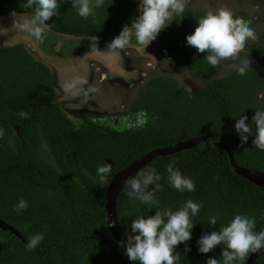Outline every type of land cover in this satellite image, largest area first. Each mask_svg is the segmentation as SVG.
<instances>
[{"label":"trees","instance_id":"trees-1","mask_svg":"<svg viewBox=\"0 0 264 264\" xmlns=\"http://www.w3.org/2000/svg\"><path fill=\"white\" fill-rule=\"evenodd\" d=\"M60 2L59 15L47 22L50 30L74 38L87 48L86 54L95 48H108L123 26H130L140 14L137 0H104L95 15L88 18L78 14L71 0ZM26 4L27 0H0V17L7 12L33 16L34 7ZM206 15L185 9L157 39L164 58L203 78L215 75L219 64H209L208 53L199 54L187 45L186 37L194 33L197 22ZM93 36L98 37L97 42L91 39ZM100 40L107 43L101 46ZM253 55L264 74V49H254ZM52 83L49 68L35 60L24 46L0 49V219L27 241L24 244L0 229V264H133L125 255L126 245L122 250L107 235L105 206L110 181L150 151L198 136L207 138L193 148L153 157L126 180L154 168L161 176V189L156 193L161 209L176 211L189 199L202 206L192 218L195 227L191 241L176 248L180 254L177 264H206L209 257L222 264V245L202 254L197 242L205 232L219 231L237 214L255 217V231L264 230V188L237 175L226 151L214 146L224 143L238 166L264 173V151L253 146V137L240 147L235 131V120L247 115L251 124L255 111H264V78L254 69L244 68L232 76L211 79L191 93L175 79L152 78L127 112L80 113L76 115L79 125L59 107ZM140 111L148 113L143 128L130 129L127 120L125 129L113 127L116 117L134 120ZM170 163L194 181L195 191L180 192L169 184ZM105 165L111 166V172L101 183L97 169ZM129 191L125 182L115 200L122 242L133 220L155 215L156 211L130 198ZM21 200L27 207L16 211ZM213 216L217 218L215 226L210 225ZM38 234H43V240L35 248L29 247ZM186 247L191 250L185 252ZM251 253L235 264H244ZM253 264H264V254Z\"/></svg>","mask_w":264,"mask_h":264},{"label":"clouds","instance_id":"clouds-1","mask_svg":"<svg viewBox=\"0 0 264 264\" xmlns=\"http://www.w3.org/2000/svg\"><path fill=\"white\" fill-rule=\"evenodd\" d=\"M103 2L104 0H71L72 6L83 18L94 16L95 9L101 7ZM187 3L188 0H138L137 12L140 14L132 19L130 26L128 24L123 26L120 34L108 45L109 50L137 47L139 51H146L160 33L171 25L169 21H174L175 16L184 13ZM26 7H34V15L25 20L23 27L31 36L39 40L43 33L50 29V24L47 22L59 15L61 2L60 0H27ZM250 38L255 39L250 22H246L243 18H234L231 11L221 8L215 13L208 12L200 19L194 33L188 35L186 40L187 45L195 48L199 54L208 53L206 59L215 67L221 61L235 58ZM91 39L98 41L96 36ZM19 115L25 116L24 113ZM125 119L128 121V128H143L148 123V113L140 111L135 114L134 120L130 117ZM248 119V116L244 115L235 120V131L239 134L240 147L248 144L249 137H253V146L264 151V111H255L251 124L248 123ZM2 135L3 131L0 130V136ZM110 172V165L100 166L97 169L101 183L106 182L107 174ZM167 173L169 184L176 190L195 191L194 181L184 176L174 163L167 166ZM160 180L161 176L152 168L147 171L142 170L126 181L131 188L128 192L130 198L156 209L155 215L141 216L133 220L130 233H126V240L121 242V247L126 245L125 255L133 264L137 262L138 264H177L180 254L176 253V248L180 244L187 245L192 239L195 227L192 218L199 214L202 206L189 199L176 211L170 208L161 209L156 197L157 191L161 189L158 183ZM152 185L155 187H151L150 190ZM26 207V202L21 200L15 206V210L19 211ZM216 224L217 218L211 217L210 225ZM255 227V217L237 214L219 231L205 232L197 242L198 251L208 254L222 245L220 256L222 264L243 261L249 252L264 248V230L256 232ZM43 238V234L34 236L30 240L29 247L35 248ZM190 250L188 247L185 248V252ZM206 264H221V260L209 257Z\"/></svg>","mask_w":264,"mask_h":264},{"label":"rangeland","instance_id":"rangeland-1","mask_svg":"<svg viewBox=\"0 0 264 264\" xmlns=\"http://www.w3.org/2000/svg\"><path fill=\"white\" fill-rule=\"evenodd\" d=\"M221 8L231 11L234 18H243L250 22L255 39H248L235 58L221 61L217 73L212 77H195L180 64L164 58L158 47L157 38L146 49L147 54L139 53L136 49L96 52L79 62L80 66L75 67L81 68L79 73L70 75L67 72L63 79H60V73L63 72L57 73L55 96L59 100V107L76 125H79L80 121L74 117V112L82 111L85 107L101 114L126 112L138 92L152 78L175 79L188 93L205 87L211 79L229 77L244 68H252L264 78L261 64L252 53L257 47L264 48V0H188L185 7L187 10L205 14L215 13ZM26 19L9 14L5 20L0 21V48L15 42L23 43L16 39L14 31L25 29L23 25ZM31 53L35 59L42 60L33 50ZM68 85L72 87L67 88ZM91 91L97 92V98L89 96ZM89 97L94 99L88 102Z\"/></svg>","mask_w":264,"mask_h":264},{"label":"water","instance_id":"water-1","mask_svg":"<svg viewBox=\"0 0 264 264\" xmlns=\"http://www.w3.org/2000/svg\"><path fill=\"white\" fill-rule=\"evenodd\" d=\"M112 125L114 128L118 130L125 129L126 128L125 117L122 116L117 117L116 119H114ZM206 138H207L206 136L193 137L188 140L174 144L172 146L154 149L150 151L149 154L142 157L140 160L133 161L126 168L117 172L113 176L112 180L109 183L108 190L106 192V206H105L106 215H107V235L109 236L110 239L121 245L122 240L117 230L115 200L116 197L121 192L126 180L135 172H137L146 164H148L153 157L170 155L182 150L193 148L199 145L201 142H204ZM214 146L216 148H222L226 151L227 157L229 159V163L237 175L241 176L245 180L249 181L250 183L258 187L264 188V173L238 166L235 162L232 151L224 143H214ZM0 229L6 233L13 235L22 243L27 244V241L15 228L4 222L2 219H0ZM121 248L122 250H124V247ZM262 254H264V248H261L251 253L244 264H253L255 259Z\"/></svg>","mask_w":264,"mask_h":264},{"label":"flooded vegetation","instance_id":"flooded-vegetation-1","mask_svg":"<svg viewBox=\"0 0 264 264\" xmlns=\"http://www.w3.org/2000/svg\"><path fill=\"white\" fill-rule=\"evenodd\" d=\"M14 13L20 17H25V18L32 17V15H29V14L7 12L2 17H0V21L5 20L7 15H9V14L14 15ZM14 34L17 36L16 39H20L21 41L28 43L29 46L35 51V53L37 55H39V57L46 64L50 65L51 67L63 70V77L67 74V72H69L70 75L79 73L81 71V68L75 69V67L80 66L79 62L86 59V57H89L96 52L101 53L103 51L106 52L109 50V48H107V47L95 48L92 51H90L89 53H87V55H86L87 48L81 46L77 40H75L74 38L68 37V36H63V35H59L57 33H54L50 29L48 31H46L45 33H43L42 38L39 40H37L35 37L31 36V34L26 29L22 30L20 28V29H18V31L15 30ZM106 43L107 42L105 40H100L101 46H104V44H106ZM19 45H22L25 48V45H23V44H19ZM260 48H262V47H260ZM124 49H136L139 53L147 54L146 51H143V52L139 51L137 47H126ZM255 59H258V58L255 57ZM73 62H75V63L71 64ZM198 78H203V77H198ZM201 88H203V87H201ZM89 96H93V97L97 98V92L91 91V92H89ZM67 98H69V97L67 96ZM92 99H94V98L89 97L88 102L92 101ZM55 100L57 101V103H59V100L56 98V96H55ZM71 101H72V98H71ZM81 108H83V107L81 106ZM80 113L101 114V113L94 112V111L90 110V108H88V107H85L82 111L74 112V117L77 120H78V118L76 117V115L80 114ZM117 113H120V112H117ZM109 114H113V113H109ZM118 117H120V116H118Z\"/></svg>","mask_w":264,"mask_h":264},{"label":"crops","instance_id":"crops-1","mask_svg":"<svg viewBox=\"0 0 264 264\" xmlns=\"http://www.w3.org/2000/svg\"><path fill=\"white\" fill-rule=\"evenodd\" d=\"M22 42H23V41H22ZM19 44H23V45H25L26 50H27V51L33 56V54L31 53L33 49H32V48L29 46V44L26 43V42H23V43L15 42L14 44H11V45H9V46H5V47L0 48V49H4V48L10 47V46H13V45H19ZM29 48H30V49H29ZM33 51H34V50H33ZM34 53H35V51H34ZM33 58H34V56H33ZM34 59H35V58H34ZM35 60L44 63L43 60H38V59H35ZM44 64H45V63H44ZM45 65L49 68V70H50V72H51L52 80H53V83H54V84L52 83V85H53V88H54V91H55L56 74H57V73H60V72H63V70H60V69H58V68L51 67V66L48 65V64H45ZM54 71H55V78H54ZM60 79H63V73H60Z\"/></svg>","mask_w":264,"mask_h":264}]
</instances>
